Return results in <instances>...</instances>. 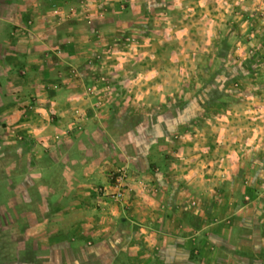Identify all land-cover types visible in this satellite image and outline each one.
<instances>
[{"label":"rangeland","instance_id":"374dc122","mask_svg":"<svg viewBox=\"0 0 264 264\" xmlns=\"http://www.w3.org/2000/svg\"><path fill=\"white\" fill-rule=\"evenodd\" d=\"M251 8L238 0H0V34L11 48L0 58V264H142L61 228L85 208L81 220L124 221L118 233L127 237L133 219L121 210L132 185L162 212L203 217L202 231L222 223L233 238L259 241L264 140L254 150L253 133L264 131V21H247ZM33 33H58L76 50L30 62L20 52L41 46ZM43 97L55 104L44 107ZM41 108L46 117L34 125ZM36 125L51 130L36 136ZM118 169L128 189L113 202L100 190ZM244 171L248 193L239 199ZM172 190L182 201L168 207L161 198ZM226 191L235 210L218 213ZM241 202L246 213L236 211ZM203 207H214L211 215ZM108 230L102 237L115 233Z\"/></svg>","mask_w":264,"mask_h":264},{"label":"crops","instance_id":"0c3cea01","mask_svg":"<svg viewBox=\"0 0 264 264\" xmlns=\"http://www.w3.org/2000/svg\"><path fill=\"white\" fill-rule=\"evenodd\" d=\"M238 5L243 7L252 6L251 14H249L251 15V18H244L247 21L258 23L264 21L262 19L264 17V0H238ZM10 34L19 39V33ZM28 36L31 39H34L33 41H39L41 46L36 50H32L31 47L27 46L28 44L26 43L27 45L23 48V52L20 53L25 55V58H27L28 61H32L36 64H40V62L44 60L43 55H49V50H58V48L61 47L63 51L66 52H72V49L76 50L74 45H66L64 38H60L58 33H33V36ZM52 37L56 39L55 42L58 43L57 47L54 46L53 48L49 46ZM68 37L70 38L69 35ZM57 39H60V41ZM0 40L2 43L0 48L3 50L0 58H3V54L6 57L11 51L9 50L11 48L7 45L8 40L3 39L2 34H0ZM53 53L57 55L55 51ZM54 104L55 103L51 101L49 104L48 100L44 99V97L43 101H41V105L44 107H47L48 105L52 107ZM41 111L42 108L38 109L36 113ZM44 111L45 110H43V112ZM40 117L43 118L46 116L42 114V112L34 115V125L40 121ZM22 129L23 128H20V130ZM33 129L36 136L44 134L47 135L49 134V130H51L48 127L45 129H38L37 125ZM258 134H260L261 137L258 136L257 138L256 136ZM253 136L255 139H257V141L255 140L256 142H254L256 146L254 147L255 150L258 148L262 140H264V131L258 130L253 133ZM245 141L246 139L244 138L242 143H239L238 146L243 148L242 145L245 144ZM254 156L256 159L253 164L256 168L257 163L261 164V162H258L257 154H254ZM241 163L242 165L248 164L246 160L240 162V164ZM257 178L258 183H261L264 180L262 175H259ZM236 180L239 182V184H241V186H239V190L237 191V198H247L248 192L246 191V186L248 184V179L246 171L239 172ZM240 187H243V190H240ZM132 188L134 190L132 189V191L130 190L127 192L128 201L125 206V210H121L122 213H126L133 219V224L131 225L132 227L130 226L132 231H130L131 233H129L127 237H121L118 233L119 231H122L120 230L121 228L123 229L126 226L124 221H121L119 225H116L112 223H88L87 221H84V219L81 220L80 218H84L85 216V208L78 209L77 223L72 225H70V223H65L63 225L62 223L61 228L68 231H77L80 233L78 238L84 242L91 241L92 243L96 244V246L108 245L107 249L112 255L117 254L119 256L121 254L124 255L128 260L130 259L133 261H139L142 264H181V261H188L190 264H260L263 261L264 234H262V237L259 239V241L256 240L251 243L246 239L244 241L233 238L232 235L235 232L234 228L230 229L227 225H225V227L222 223L211 224L209 228L208 226H205V229L202 231L200 229L203 228L201 226L203 225L204 219H202L203 217L201 216L198 217L195 212L194 213L196 215H192V211H185L180 214H176L177 216L171 214L169 209L166 212H162L161 209L158 208L161 201H147L144 199L146 195H142V199H140L138 197L140 193L135 190L136 187L132 185ZM230 193L227 192L226 195L224 194L222 196L223 200L221 202V208L217 209L218 213L220 212L229 214L235 210V208L233 209V204L230 200ZM233 193L235 192L233 191ZM254 195H256V193H254ZM164 198L165 200H168L166 204L168 207L173 204H177L178 202L181 203L182 201V199L180 200V197L175 195L173 190L166 191V193L163 194L161 200ZM259 199L257 198V201L254 200L256 204H258ZM260 201L261 203L256 206L255 212L257 211L256 214L261 212L260 215H263L264 205L262 204L261 199ZM217 206L214 207L217 208ZM247 207L248 204L246 202H241V204L237 206L236 211L238 213H246L248 211ZM213 208L203 207L200 210V213L203 214V212H205L203 215L208 217L207 215H211ZM155 209L158 212L155 211ZM69 214L70 211H68V215ZM124 218L127 219V217ZM192 220L195 221V224L192 222ZM206 224H208V222H206ZM107 230L110 231V233L111 231H114L115 233L109 234L107 237H102L103 232ZM214 230H219V232H221L223 235L221 240H214L212 238L213 233L215 232ZM188 239H191V241ZM243 246L245 247L247 254L245 257L240 253L243 252Z\"/></svg>","mask_w":264,"mask_h":264},{"label":"built area","instance_id":"2783aa9c","mask_svg":"<svg viewBox=\"0 0 264 264\" xmlns=\"http://www.w3.org/2000/svg\"><path fill=\"white\" fill-rule=\"evenodd\" d=\"M129 176L127 171L124 169H118L110 178L108 188L104 187L100 192H102V197L110 199L113 202H121L125 193L128 189Z\"/></svg>","mask_w":264,"mask_h":264}]
</instances>
